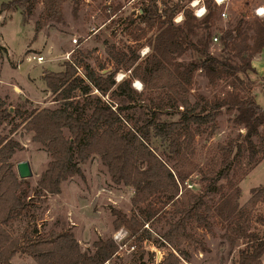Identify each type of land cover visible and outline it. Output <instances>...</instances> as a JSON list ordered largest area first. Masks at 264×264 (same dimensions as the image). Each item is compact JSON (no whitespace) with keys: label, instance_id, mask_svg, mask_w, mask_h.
Listing matches in <instances>:
<instances>
[{"label":"trees","instance_id":"obj_1","mask_svg":"<svg viewBox=\"0 0 264 264\" xmlns=\"http://www.w3.org/2000/svg\"><path fill=\"white\" fill-rule=\"evenodd\" d=\"M140 1L139 21L127 31L132 43L117 48L120 67L101 73L70 56L62 68L44 70L42 79L58 103L53 107L11 108L0 95V127L19 118L7 133L0 131V264H12L16 254L29 255L37 264H108L130 238L134 242L128 244L144 252V240L150 239L151 226L166 204L175 217L159 238L169 250L148 264L189 260L191 252L184 243L208 252L205 236L196 229L212 234L215 223H220L230 249L237 248L233 264H262L264 210L260 212L258 204L264 203V182L252 186L241 202L240 181L264 158V107L253 93L256 78L248 71L251 58L264 47V16L240 12L234 24L218 30L220 49L213 52L211 27L219 9L213 0H204L207 11L202 17L194 15L189 0ZM64 2L6 0L0 12L17 8L31 16L40 3L36 33L50 21H63ZM79 2L72 0L73 11ZM132 21L131 17L129 24ZM143 39L149 51L141 56ZM186 53L189 58H182ZM118 68L125 72L117 80ZM197 71L214 88L211 95L194 88ZM134 79L140 88L132 85ZM223 111H234L229 119L243 131L217 143L214 162L203 167L196 161L195 137L204 126L212 134ZM166 112L177 117L165 119ZM19 126L31 132L30 139L43 145L50 157L33 193H59L64 180L83 176L80 163L94 154L106 165L112 182L132 188L130 213L110 208L113 227H123L125 237H98L88 251L64 228L12 232L11 223L28 209L31 199L28 179L18 176L11 161L23 148L11 135ZM195 173L200 175L198 189L189 181ZM210 194L216 195L214 200L208 199Z\"/></svg>","mask_w":264,"mask_h":264},{"label":"rangeland","instance_id":"obj_2","mask_svg":"<svg viewBox=\"0 0 264 264\" xmlns=\"http://www.w3.org/2000/svg\"><path fill=\"white\" fill-rule=\"evenodd\" d=\"M2 1L6 0H0V3ZM227 2L224 6L219 5L215 23L211 27L214 32L213 35L218 36L220 28L234 24L240 12L248 15L252 14V8L248 5L247 0H228ZM115 6L117 8L112 12L111 9ZM140 6V0H80L79 8L75 12L72 9V0H65L63 3V21H50L49 24L36 33L34 32V20L41 10L40 3L31 16L22 15L17 8L1 11L0 85L4 84L3 91H5V87L11 86L15 82L17 84L16 89L21 91L17 97L7 94V102L11 106H25L27 109L56 106L58 103L52 99L51 93L46 88L42 89V86H40L35 92H32L29 88H32L33 85L27 86L25 82L27 80L22 76L27 71L34 76H38L41 71L62 68L63 61L67 59L65 57L66 52H70V56L76 61L81 58L89 62L93 68L101 73L120 67L117 48L122 47L123 43H132L127 31L139 21ZM221 11H225V16L221 15ZM107 13H110V15H107ZM131 17L135 19V22L132 21L129 24ZM153 32L154 29L149 31L148 35ZM72 37H76L77 42H73ZM210 49L213 52L219 51V39L213 40L212 37ZM148 51L149 47L143 39L138 52L142 56ZM33 52L44 55V60L36 62L35 60L26 59V55ZM258 53L251 58L248 71L256 78L253 93L257 101L264 107V57L262 56L260 67H255L252 64L253 58ZM189 56V53H186L182 58L187 59ZM253 67L254 71L252 70ZM124 72L123 68H118L116 76H121ZM38 79L37 83H43L44 80ZM194 79V88L206 95L212 94L214 88L207 83L202 72L197 71ZM36 80L37 77H35ZM133 81L132 85L139 87V84L135 83L134 85ZM26 96L33 97L34 100H30ZM83 97L81 96V98ZM233 113L234 111L221 112L217 116L216 127L212 134H208L209 128L204 126V130L196 135L194 140L196 161L201 166L205 167L214 162V155L219 153L217 143L225 142L230 135L243 131V128L233 124L229 119ZM176 117L177 114L170 112L163 115L165 119ZM18 119V117H15L11 121H6L0 127V131L7 133L11 124L18 121ZM65 133H67V130H65ZM11 135L23 146L22 149L16 150L11 157L13 168L16 170V163L27 159L32 169V175L27 177L30 183L29 193L31 199L28 209L11 223L10 229L13 233L32 232L34 227L42 232L49 229L64 228L71 230L80 247L88 251L94 249L92 242L98 237L117 236L115 239L120 241L121 238L127 235L123 227L118 229L113 227L112 220L114 216L110 212V208L118 207L130 213L133 207L131 204L133 190L128 185L116 184L111 181L107 167L98 154H94L80 163L83 176L75 174L61 183L59 193L43 196L33 192L36 181L50 158L48 151L40 143L32 141L30 139L31 132L26 131L22 126H19ZM199 177V173H195L189 180L194 189L200 187ZM263 182L264 159L240 183V201L248 198L252 186ZM215 197V194H210L208 199L211 201ZM258 209L262 212L264 203L259 202ZM174 217L175 214L171 205L166 204L160 220L151 226L150 239L144 240V252H141L138 247L131 249L132 245L128 243L134 242V239L130 238L121 244L118 253L108 264H148L151 261H159L169 250L167 245L159 238V234L167 227V221L172 220ZM256 226L259 229L262 227L259 224H256ZM196 231L205 236L210 250L201 252L194 250L188 243H184L183 246L191 252V257L189 260H181V264H233L235 262L237 248L230 249L221 236L223 230L220 223H215L212 234L201 228H197ZM11 260L12 264H37L31 256L26 254H16ZM262 264H264V259Z\"/></svg>","mask_w":264,"mask_h":264},{"label":"crops","instance_id":"obj_3","mask_svg":"<svg viewBox=\"0 0 264 264\" xmlns=\"http://www.w3.org/2000/svg\"><path fill=\"white\" fill-rule=\"evenodd\" d=\"M228 1V0H227ZM248 1V0H247ZM228 2H226V4H227ZM259 3H264V1H262V0H260V1H256V0H254V1H248V5L252 8V10H253V7L255 6V5H257V4H259ZM253 5V6H252ZM35 32V31H34ZM263 54V55H262ZM262 56L264 57V47H263V49L253 58V60H252V64H253V66H255V67H260L262 64H261V61H262ZM41 71V70H40ZM257 72H259L260 73V71H258L257 70ZM42 73H43V71H41V72H39L38 73V76H34L33 74H30V72L29 71H27L25 74H24V76H22L25 80H27V81H25L26 82V85L28 86V85H33V87L32 88H29L32 92H35L37 89H38V87H40V86H42V89H45L46 88V85H45V83H44V81H42L43 83H37V81L39 80L38 78H40L41 80H43L42 79ZM35 77H37V80L35 81ZM32 79V80H31ZM44 84V85H43ZM16 86H17V84L15 83V82H13L12 83V85L11 86H7V87H5V89L7 90H5V91H3L4 89V84L3 85H0V95L2 96V97H4V98H7V94H10V95H13V96H15V97H17L20 93H21V91H19V89H16ZM19 88V87H18ZM9 89V90H8ZM47 89V88H46ZM48 90V89H47ZM253 90H254V88H253ZM48 92H49V90H48ZM26 97H28L30 100H34L33 99V97H29V96H26ZM36 97V96H35ZM10 98V97H9ZM15 105H13V106H11L12 108L14 107ZM21 108H25V106L24 107H21ZM264 159V158H263ZM263 159L261 160V161H263ZM260 161V162H261ZM259 162V163H260ZM258 163V164H259ZM251 172V171H250ZM249 172V173H250ZM248 173V174H249ZM247 174V175H248ZM246 175V176H247ZM245 176V177H246ZM244 177V178H245ZM243 178V179H244ZM242 179V180H243ZM242 180L240 181V183L242 182ZM261 184V183H260ZM241 196V195H240ZM247 199V198H246ZM245 199V200H246ZM244 200V201H245ZM244 201H241V202H244ZM263 259H264V256L262 257V262H263Z\"/></svg>","mask_w":264,"mask_h":264},{"label":"built area","instance_id":"obj_4","mask_svg":"<svg viewBox=\"0 0 264 264\" xmlns=\"http://www.w3.org/2000/svg\"><path fill=\"white\" fill-rule=\"evenodd\" d=\"M218 6L219 5H226V2H227V0H219V2H218V0H213ZM188 5H190L191 7H192V9H193V13H194V15L196 16V12L201 8V7H205L206 8V6H205V3H204V0H201V2L200 3H195L194 2V0H189L188 1ZM260 9H264V3H259V4H257V5H255L254 7H253V10H252V12H253V14L254 15H256V16H259V17H263L264 15H261V14H259V10ZM221 15L222 16H225V11H221ZM181 17H182V15L181 14H178L176 17H175V20L177 21L178 19L180 20L181 19ZM218 38H217V36L215 35V36H213V40H217ZM72 41L73 42H77V38L76 37H72ZM65 57L67 58V59H69V57H70V52H66L65 53ZM26 59H28V60H35L36 62H42L43 60H44V55H42L41 53H37V52H33V53H30V54H27L26 55ZM77 70H78V72L79 73H81V68L80 67H78L77 68ZM124 75V73L121 75V76H116V79L118 80V79H120L122 76ZM138 80H134L133 81V83H134V85H135V83L137 82ZM139 82V81H138ZM136 87H137V85H135ZM141 87V83L139 82V87H137V88H140ZM114 238H117V236H115ZM121 246V245H120ZM119 246V247H120ZM131 249H134V245H132V247H131Z\"/></svg>","mask_w":264,"mask_h":264},{"label":"water","instance_id":"obj_5","mask_svg":"<svg viewBox=\"0 0 264 264\" xmlns=\"http://www.w3.org/2000/svg\"><path fill=\"white\" fill-rule=\"evenodd\" d=\"M12 108V107H11ZM16 171L20 178H27L32 175V169L29 160L24 159L16 163Z\"/></svg>","mask_w":264,"mask_h":264},{"label":"clouds","instance_id":"obj_6","mask_svg":"<svg viewBox=\"0 0 264 264\" xmlns=\"http://www.w3.org/2000/svg\"><path fill=\"white\" fill-rule=\"evenodd\" d=\"M194 2L200 3L201 0H194ZM218 2H219V0H218ZM206 11H207V9L205 7H201L195 14L197 17H202L206 13ZM259 14L264 15V9H260ZM177 22H179V19L177 20Z\"/></svg>","mask_w":264,"mask_h":264},{"label":"bare ground","instance_id":"obj_7","mask_svg":"<svg viewBox=\"0 0 264 264\" xmlns=\"http://www.w3.org/2000/svg\"><path fill=\"white\" fill-rule=\"evenodd\" d=\"M136 83H137V84H139V82H138V81H137Z\"/></svg>","mask_w":264,"mask_h":264},{"label":"snow or ice","instance_id":"obj_8","mask_svg":"<svg viewBox=\"0 0 264 264\" xmlns=\"http://www.w3.org/2000/svg\"><path fill=\"white\" fill-rule=\"evenodd\" d=\"M139 86V85H138Z\"/></svg>","mask_w":264,"mask_h":264}]
</instances>
